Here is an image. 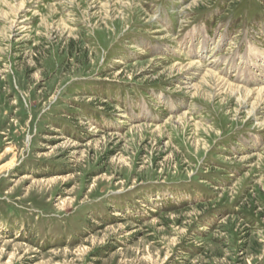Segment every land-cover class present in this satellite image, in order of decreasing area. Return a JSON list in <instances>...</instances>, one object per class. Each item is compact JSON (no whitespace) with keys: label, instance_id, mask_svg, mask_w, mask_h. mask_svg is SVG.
I'll return each instance as SVG.
<instances>
[{"label":"rangeland","instance_id":"obj_1","mask_svg":"<svg viewBox=\"0 0 264 264\" xmlns=\"http://www.w3.org/2000/svg\"><path fill=\"white\" fill-rule=\"evenodd\" d=\"M258 89L264 0H0V264H264Z\"/></svg>","mask_w":264,"mask_h":264},{"label":"bare ground","instance_id":"obj_2","mask_svg":"<svg viewBox=\"0 0 264 264\" xmlns=\"http://www.w3.org/2000/svg\"><path fill=\"white\" fill-rule=\"evenodd\" d=\"M225 85V84H224ZM246 91V90H245ZM263 90L262 89H258V92H257V95L259 96L258 98L260 99V100H263V98H264V95L263 94H261V92H262ZM231 92H233V94H234V90L233 89H231ZM237 93L239 92V90L238 91H236ZM251 94V92L250 91H247L246 92V94H244V96H243V98H241V104L242 105H245V102H246V99H247V97L249 96ZM254 94H256V93H254ZM232 95V94H231ZM237 94H235V96H236ZM239 95V94H238ZM253 96V95H252ZM249 98V97H248ZM237 99L239 100L240 98L239 97H237ZM250 100V99H249ZM259 104V103H258ZM254 109V108H253ZM257 110V109H256ZM11 165V164H10Z\"/></svg>","mask_w":264,"mask_h":264}]
</instances>
